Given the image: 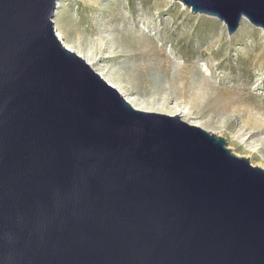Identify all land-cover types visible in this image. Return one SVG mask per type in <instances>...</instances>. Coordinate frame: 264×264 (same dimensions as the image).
I'll return each instance as SVG.
<instances>
[{
	"label": "water",
	"instance_id": "1",
	"mask_svg": "<svg viewBox=\"0 0 264 264\" xmlns=\"http://www.w3.org/2000/svg\"><path fill=\"white\" fill-rule=\"evenodd\" d=\"M228 36L264 0H173ZM58 0H0V264H264V170L133 109L57 38Z\"/></svg>",
	"mask_w": 264,
	"mask_h": 264
},
{
	"label": "rangeland",
	"instance_id": "2",
	"mask_svg": "<svg viewBox=\"0 0 264 264\" xmlns=\"http://www.w3.org/2000/svg\"><path fill=\"white\" fill-rule=\"evenodd\" d=\"M53 25L147 112L171 116L178 105L190 112L178 115L184 123L223 138L233 155L264 170L262 30L242 20L228 36L215 18L173 0H58Z\"/></svg>",
	"mask_w": 264,
	"mask_h": 264
},
{
	"label": "bare ground",
	"instance_id": "3",
	"mask_svg": "<svg viewBox=\"0 0 264 264\" xmlns=\"http://www.w3.org/2000/svg\"><path fill=\"white\" fill-rule=\"evenodd\" d=\"M56 35H57V38L59 39V40H61L62 41V37H61V35H60V33L58 32V30L56 29ZM63 42V41H62ZM63 44H64V46L67 48V49H69L70 51H72L73 53H75L77 56H78V54L69 46V45H67V44H65L64 42H63ZM120 51V50H119ZM78 57H80L82 60H84V62L87 64V65H89V67L90 68H92L93 67V61L95 60V58L93 57V58H91V59H87V58H85L84 56H78ZM100 73V72H99ZM101 74V73H100ZM102 79L103 78H105L104 76H102V75H99ZM106 81L108 82L107 84L109 85V86H111L112 88H114L116 91H117V93L118 94H120L125 100H126V102L133 108V109H135V110H137V111H142V112H147V110H146V108H145V104L146 103H144L143 101H139L138 99H136V98H132V97H130L128 94H127V89H126V87L124 86V85H122L121 84V82L120 81H117V80H115V79H113L112 78V75H110V74H108V75H106ZM166 108V107H165ZM172 112H171V114H175V115H171V116H177V115H179L180 117H181V113H183L182 114V116L183 115H187V112H189V111H187L186 110V113L185 112H180L179 111V108H178V105H174L172 108ZM149 112V111H148ZM153 113V112H152ZM190 113V112H189ZM158 114V113H157ZM178 116V117H179ZM179 117V118H180ZM182 121V120H181ZM189 125V124H188Z\"/></svg>",
	"mask_w": 264,
	"mask_h": 264
}]
</instances>
